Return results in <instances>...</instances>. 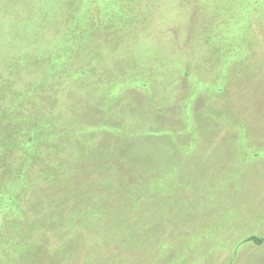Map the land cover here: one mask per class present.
<instances>
[{
    "label": "rangeland",
    "instance_id": "rangeland-1",
    "mask_svg": "<svg viewBox=\"0 0 264 264\" xmlns=\"http://www.w3.org/2000/svg\"><path fill=\"white\" fill-rule=\"evenodd\" d=\"M0 264H264V0H0Z\"/></svg>",
    "mask_w": 264,
    "mask_h": 264
}]
</instances>
